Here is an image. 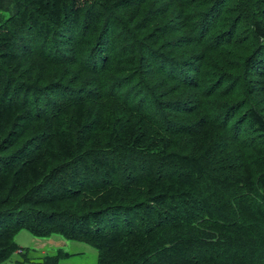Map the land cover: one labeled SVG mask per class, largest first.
<instances>
[{
  "label": "trees",
  "instance_id": "16d2710c",
  "mask_svg": "<svg viewBox=\"0 0 264 264\" xmlns=\"http://www.w3.org/2000/svg\"><path fill=\"white\" fill-rule=\"evenodd\" d=\"M23 228L264 264V0H0V263Z\"/></svg>",
  "mask_w": 264,
  "mask_h": 264
},
{
  "label": "rangeland",
  "instance_id": "374dc122",
  "mask_svg": "<svg viewBox=\"0 0 264 264\" xmlns=\"http://www.w3.org/2000/svg\"><path fill=\"white\" fill-rule=\"evenodd\" d=\"M14 239L25 251L28 250V258L21 262L20 260L24 258V255L17 251L0 264H40L47 256H54L58 253L62 257L59 264H97L98 250L93 245L69 240L57 233L39 237L23 228L17 232Z\"/></svg>",
  "mask_w": 264,
  "mask_h": 264
}]
</instances>
